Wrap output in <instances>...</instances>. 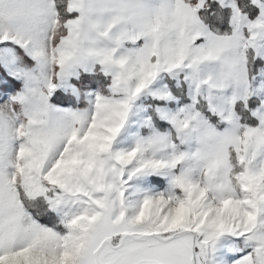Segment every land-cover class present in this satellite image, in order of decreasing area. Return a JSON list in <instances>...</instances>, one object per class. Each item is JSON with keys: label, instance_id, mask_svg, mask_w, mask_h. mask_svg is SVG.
Returning a JSON list of instances; mask_svg holds the SVG:
<instances>
[{"label": "snow or ice", "instance_id": "obj_1", "mask_svg": "<svg viewBox=\"0 0 264 264\" xmlns=\"http://www.w3.org/2000/svg\"><path fill=\"white\" fill-rule=\"evenodd\" d=\"M0 264H264V0H0Z\"/></svg>", "mask_w": 264, "mask_h": 264}]
</instances>
